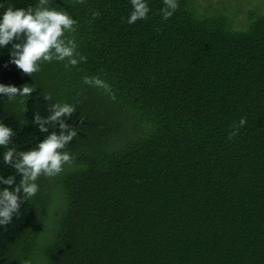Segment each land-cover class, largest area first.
Returning <instances> with one entry per match:
<instances>
[{
  "label": "trees",
  "instance_id": "trees-1",
  "mask_svg": "<svg viewBox=\"0 0 264 264\" xmlns=\"http://www.w3.org/2000/svg\"><path fill=\"white\" fill-rule=\"evenodd\" d=\"M200 1L178 0L162 20L161 0H149L148 18L128 25V0H56L77 20L68 35L86 60L75 68L47 63L30 77L4 67L0 49V83L36 88L0 98L17 147L45 135L33 114L53 102L76 105L77 131L71 165L38 178L0 228V264H264V12L250 7L238 28L228 5ZM36 2L0 0V11ZM55 188L63 207L45 241Z\"/></svg>",
  "mask_w": 264,
  "mask_h": 264
},
{
  "label": "clouds",
  "instance_id": "clouds-1",
  "mask_svg": "<svg viewBox=\"0 0 264 264\" xmlns=\"http://www.w3.org/2000/svg\"><path fill=\"white\" fill-rule=\"evenodd\" d=\"M83 2L72 0L73 4ZM128 2L130 10L125 19L128 25L148 18L149 0ZM177 8L178 0H161L160 18L168 20ZM76 31L77 20L56 0H37L27 7L10 5L0 11V49L7 48L10 57L4 67L15 65L18 71L30 77L47 63H61L65 69L75 68L86 60L79 52L75 38L68 35ZM83 82L103 87L111 95L110 86L97 77H84ZM35 91L34 83L20 87L0 83V98L7 97L9 102L31 98ZM43 99L51 100L50 94H45ZM75 111V104L57 101L47 106L46 116L34 113L32 124L45 135L27 149L17 147L13 128L0 122V163L12 169L9 175L0 174V228L9 225L21 206L36 195L38 178L56 177L66 165H71L74 157L67 151V146L77 136V131L68 121ZM245 123L243 117L238 123L234 122L228 138L237 135Z\"/></svg>",
  "mask_w": 264,
  "mask_h": 264
},
{
  "label": "rangeland",
  "instance_id": "rangeland-1",
  "mask_svg": "<svg viewBox=\"0 0 264 264\" xmlns=\"http://www.w3.org/2000/svg\"><path fill=\"white\" fill-rule=\"evenodd\" d=\"M261 2L263 4L264 0H212L210 4H212L211 7L215 10L218 9L222 4L228 5L229 8L232 11H234L235 16L237 17L234 21V25H236L238 28H243L244 25L245 27L250 25L246 22V12H248V9L250 7H252L255 10L257 9L261 13L264 12V4L262 5V7H260ZM199 5L206 6L207 4L204 0H201L199 2ZM240 10H242L241 13H239ZM61 195L62 194L59 192V188H55L53 190L51 202L47 210L46 223L44 224L45 226L43 229L44 236L46 235L48 236L45 237V241H48L51 238V235H53L54 233L56 223L60 219L61 211L63 207L62 204L63 198L61 197ZM42 262L45 264V262L42 259L38 261V264H43Z\"/></svg>",
  "mask_w": 264,
  "mask_h": 264
}]
</instances>
